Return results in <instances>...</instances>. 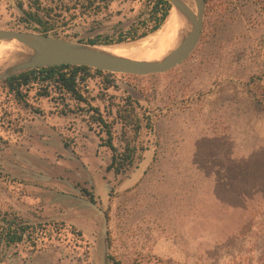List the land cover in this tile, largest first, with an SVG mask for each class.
<instances>
[{
    "label": "rangeland",
    "instance_id": "rangeland-1",
    "mask_svg": "<svg viewBox=\"0 0 264 264\" xmlns=\"http://www.w3.org/2000/svg\"><path fill=\"white\" fill-rule=\"evenodd\" d=\"M154 1L0 0V29L47 27L152 57L166 51L165 22L114 41L149 29ZM79 86L86 101L76 103L59 90L41 96L34 84L15 95L0 83V212L16 211L38 235L35 246L2 249L0 264H111L108 255L126 264H264V0H205L183 63L147 75L92 70ZM128 96L142 150L115 174L86 109L112 120ZM120 136L115 124L118 147Z\"/></svg>",
    "mask_w": 264,
    "mask_h": 264
},
{
    "label": "trees",
    "instance_id": "trees-1",
    "mask_svg": "<svg viewBox=\"0 0 264 264\" xmlns=\"http://www.w3.org/2000/svg\"><path fill=\"white\" fill-rule=\"evenodd\" d=\"M94 0H87L91 4ZM110 0H106V3ZM170 10V4L167 0H155L154 6L151 11V22L150 28L141 32V34H134L136 31L129 30V36L119 37L115 40V43H121L123 41L134 40L146 36L149 33L157 31L161 25L165 22ZM30 15V13H28ZM33 16V15H32ZM33 21L41 23L40 17L34 14L32 18ZM132 29V28H131ZM39 32L49 34V29L43 27ZM88 44H112L113 40L108 39H89L86 41ZM97 74H111L101 70L93 69L87 66H77V65H55L46 66L36 69H31L25 72H21L17 75L10 76L0 83H3L6 88L13 92L15 95L20 94V89L23 86L32 87L34 84L39 85L42 88V92H38L41 96H49L52 89L59 90L69 95L76 103L85 102V98L81 94L79 81L82 82L87 79L91 71ZM78 78V80H77ZM107 84L106 88L112 85V81L105 78ZM126 105L124 107L117 106L115 110V117L112 120H107L105 116L101 113L98 107H89L87 111L91 110L94 114L91 118L94 123L99 126V129L95 131L92 129L98 139V146H105L110 150V163L107 166L108 170H112L115 174H119L131 167L136 159L139 157V152L142 148H139L135 143L136 138L139 135V131L142 127V122L139 114L136 112L134 103L129 96L125 98ZM63 115L67 114L66 111L61 112ZM107 116L111 115L109 111ZM115 124L121 126V136L120 140L122 142L121 146H116L113 142V128ZM91 127V126H90ZM131 134V136L129 135ZM88 195V201L95 204V200L90 194ZM36 227L32 226L27 220H25L16 211L4 210L0 212V254L3 252L2 249L9 248L16 244L23 242L24 240H29L33 246L37 244L38 235ZM3 255V254H2ZM111 264H126L121 260L115 259L108 255ZM161 264H169L165 261L158 260ZM130 264H141L140 262L130 263Z\"/></svg>",
    "mask_w": 264,
    "mask_h": 264
},
{
    "label": "water",
    "instance_id": "water-1",
    "mask_svg": "<svg viewBox=\"0 0 264 264\" xmlns=\"http://www.w3.org/2000/svg\"><path fill=\"white\" fill-rule=\"evenodd\" d=\"M167 1L170 7H175L184 15L187 29L179 44L161 60L117 56L95 48L94 44L70 41L41 32L0 29V41L15 40L28 50L13 70L0 73V81L31 69L55 65L87 66L104 72L134 75L166 72L183 63L196 47L205 9V0H193V10L180 0Z\"/></svg>",
    "mask_w": 264,
    "mask_h": 264
},
{
    "label": "bare ground",
    "instance_id": "bare-ground-1",
    "mask_svg": "<svg viewBox=\"0 0 264 264\" xmlns=\"http://www.w3.org/2000/svg\"><path fill=\"white\" fill-rule=\"evenodd\" d=\"M187 7L194 9L193 0H180ZM164 31L162 39L158 44L162 46V48L166 51L155 55V56H133V55H121L119 51L115 48L104 45V44H94L95 48L105 51L107 53L127 57L136 60H161L164 56H166L171 50H173L179 42L182 40L183 36L186 33L187 29V20L184 15L178 11L175 7L172 6L170 9L169 15L165 21ZM162 49V50H163ZM122 50V49H120ZM28 53V50L23 47L20 43L15 40L10 41H0V73L13 70L14 66L21 61V58Z\"/></svg>",
    "mask_w": 264,
    "mask_h": 264
},
{
    "label": "crops",
    "instance_id": "crops-1",
    "mask_svg": "<svg viewBox=\"0 0 264 264\" xmlns=\"http://www.w3.org/2000/svg\"><path fill=\"white\" fill-rule=\"evenodd\" d=\"M92 204V203H91Z\"/></svg>",
    "mask_w": 264,
    "mask_h": 264
}]
</instances>
